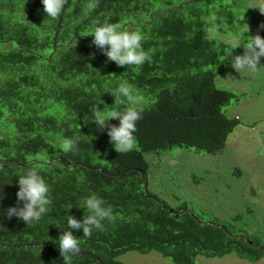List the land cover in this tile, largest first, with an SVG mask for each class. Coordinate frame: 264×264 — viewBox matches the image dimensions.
Instances as JSON below:
<instances>
[{"label": "trees", "instance_id": "16d2710c", "mask_svg": "<svg viewBox=\"0 0 264 264\" xmlns=\"http://www.w3.org/2000/svg\"><path fill=\"white\" fill-rule=\"evenodd\" d=\"M238 6L0 0V264L264 258L231 223L170 210L142 180L145 154L220 153L240 125L224 110L240 96L215 81L264 49V32L222 40L255 23Z\"/></svg>", "mask_w": 264, "mask_h": 264}, {"label": "rangeland", "instance_id": "374dc122", "mask_svg": "<svg viewBox=\"0 0 264 264\" xmlns=\"http://www.w3.org/2000/svg\"><path fill=\"white\" fill-rule=\"evenodd\" d=\"M238 7L242 20L252 19L255 23L221 39L244 46L250 39L245 33L264 32V0H239ZM215 84L220 90L240 96L224 109L228 117L240 121L224 150L212 155L173 148L159 155L145 154L150 165L145 190L170 210L186 208L202 223H231L237 231L264 245V49L253 50L239 63L230 65L228 73L218 77ZM236 217L239 221H234ZM118 260L122 264H172L155 251L128 252ZM197 262L264 264V258L250 263L229 254L198 257Z\"/></svg>", "mask_w": 264, "mask_h": 264}, {"label": "water", "instance_id": "95a60500", "mask_svg": "<svg viewBox=\"0 0 264 264\" xmlns=\"http://www.w3.org/2000/svg\"><path fill=\"white\" fill-rule=\"evenodd\" d=\"M143 180V187H144V190H145V183H144V177L142 178ZM146 191V190H145Z\"/></svg>", "mask_w": 264, "mask_h": 264}, {"label": "clouds", "instance_id": "9594fccd", "mask_svg": "<svg viewBox=\"0 0 264 264\" xmlns=\"http://www.w3.org/2000/svg\"><path fill=\"white\" fill-rule=\"evenodd\" d=\"M144 181H145V178H144ZM144 188V187H143Z\"/></svg>", "mask_w": 264, "mask_h": 264}]
</instances>
